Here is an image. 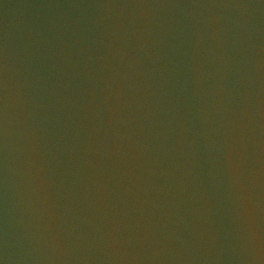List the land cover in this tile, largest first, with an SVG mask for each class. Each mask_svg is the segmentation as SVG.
Returning a JSON list of instances; mask_svg holds the SVG:
<instances>
[{"label": "water", "instance_id": "obj_1", "mask_svg": "<svg viewBox=\"0 0 264 264\" xmlns=\"http://www.w3.org/2000/svg\"><path fill=\"white\" fill-rule=\"evenodd\" d=\"M0 264H83L3 0H0Z\"/></svg>", "mask_w": 264, "mask_h": 264}]
</instances>
